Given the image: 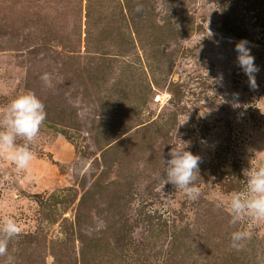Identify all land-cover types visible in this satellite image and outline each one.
Wrapping results in <instances>:
<instances>
[{"label": "rangeland", "instance_id": "374dc122", "mask_svg": "<svg viewBox=\"0 0 264 264\" xmlns=\"http://www.w3.org/2000/svg\"><path fill=\"white\" fill-rule=\"evenodd\" d=\"M28 91L47 116L26 170L0 152V224L21 227L0 264H264V221L215 199L264 166V0H0V118ZM171 148L200 157L195 200Z\"/></svg>", "mask_w": 264, "mask_h": 264}, {"label": "clouds", "instance_id": "9594fccd", "mask_svg": "<svg viewBox=\"0 0 264 264\" xmlns=\"http://www.w3.org/2000/svg\"><path fill=\"white\" fill-rule=\"evenodd\" d=\"M140 11L139 8L136 9ZM238 66L248 76L252 86H255V73L259 71L255 57L249 47V41L241 39L235 44ZM45 84L51 87L47 73L41 76ZM45 104L33 92H23L10 100L2 118H0V152H7L16 169L26 170L34 159L31 144L38 138L46 119ZM18 139L24 141L18 144ZM186 148H171L169 159L164 160L165 175L168 183L187 198L195 200L200 195V189L194 184L195 170L198 169L200 157ZM247 191L230 194L217 193L216 207L229 213L230 225L242 223L245 218L264 221V166L251 167L244 170ZM21 233V227L12 217L6 218L0 224V255L8 253V243ZM251 238V232L240 228L231 232V247L239 250L246 240ZM7 264H14V257L7 255Z\"/></svg>", "mask_w": 264, "mask_h": 264}]
</instances>
